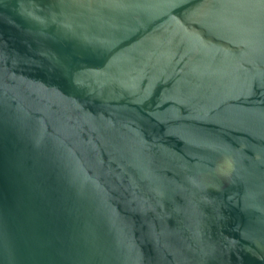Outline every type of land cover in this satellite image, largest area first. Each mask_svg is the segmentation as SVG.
<instances>
[{"label": "water", "instance_id": "95a60500", "mask_svg": "<svg viewBox=\"0 0 264 264\" xmlns=\"http://www.w3.org/2000/svg\"><path fill=\"white\" fill-rule=\"evenodd\" d=\"M0 264H264V0H0Z\"/></svg>", "mask_w": 264, "mask_h": 264}]
</instances>
